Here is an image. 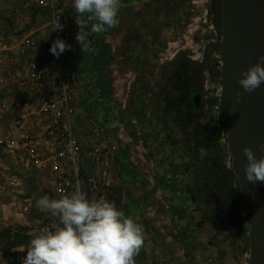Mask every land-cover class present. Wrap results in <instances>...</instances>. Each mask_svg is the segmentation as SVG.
Returning a JSON list of instances; mask_svg holds the SVG:
<instances>
[{"label":"rangeland","instance_id":"374dc122","mask_svg":"<svg viewBox=\"0 0 264 264\" xmlns=\"http://www.w3.org/2000/svg\"><path fill=\"white\" fill-rule=\"evenodd\" d=\"M210 1L136 0L135 5L120 9L117 27L99 35L104 38L100 53L95 41L99 36L92 37L93 52H81L75 39L78 21L67 15L74 35L65 42L72 47L58 59L84 75L79 88L83 129L91 118L101 115L105 133L118 147L109 185L92 191L87 185L85 194L90 200L114 202L133 218L140 214L161 220L141 223L143 247L151 245L152 251L142 247L135 264H249V220L214 123L203 121L202 128H193L197 135L182 143L181 134L168 130L162 114L171 78L184 74L182 66H198L202 87V71L219 70L220 19L211 16ZM38 22L14 15L0 17V33L20 32ZM52 43L51 33L44 31L38 55L52 60ZM185 175L193 181L189 183ZM33 190L37 199L46 195L45 190ZM2 193V197L9 196ZM37 211L40 216H30V234L14 222L16 232L0 239V245L19 241L26 247L33 238L32 229L49 222L48 213ZM206 211L213 217L203 215ZM1 229L0 235L5 232ZM160 243L162 251L157 248Z\"/></svg>","mask_w":264,"mask_h":264},{"label":"built area","instance_id":"2783aa9c","mask_svg":"<svg viewBox=\"0 0 264 264\" xmlns=\"http://www.w3.org/2000/svg\"><path fill=\"white\" fill-rule=\"evenodd\" d=\"M6 1L44 11L53 41L58 37L64 41L72 39L74 26L61 0H0V12L5 10ZM197 2L191 0L192 4ZM57 20L63 25V31L52 30ZM9 43H16L21 56L36 46L31 34L18 40L14 38ZM23 69L17 68L15 75L23 78L20 76ZM202 74V118L214 123L220 141L227 149L222 86L213 79L210 69L203 70ZM24 78L30 87L26 91L33 100V109L5 113L4 121H8L10 132L0 134L2 191L6 192L8 188L20 193L23 171L36 170L49 174L52 198L58 199L64 194H72L78 187L81 189V176L86 167L91 170L86 176L91 191L108 186L118 147L116 140L105 133L101 115L91 118L84 129L79 127V122L85 119L80 114L83 99L79 94L80 77L75 68L60 59L50 64L29 63ZM15 201H11L13 206ZM28 209L26 204L18 210L25 213ZM45 226L51 228L48 224ZM24 256L10 257L7 264H19Z\"/></svg>","mask_w":264,"mask_h":264},{"label":"clouds","instance_id":"9594fccd","mask_svg":"<svg viewBox=\"0 0 264 264\" xmlns=\"http://www.w3.org/2000/svg\"><path fill=\"white\" fill-rule=\"evenodd\" d=\"M73 6L80 16L75 21L79 29L75 39L82 53L93 52L92 37L119 25L122 0H73ZM52 30L63 31V25L57 20ZM71 47L58 37L49 51L58 58ZM238 84L245 92L264 84V57L241 73ZM259 150L264 152V145ZM242 151L247 160L245 179L253 185L264 183V155L257 159L251 148ZM36 207L56 218L58 226L32 233L21 264H135L144 245L145 232L138 218L105 198L90 200L79 187L58 199L44 195L36 200Z\"/></svg>","mask_w":264,"mask_h":264},{"label":"water","instance_id":"95a60500","mask_svg":"<svg viewBox=\"0 0 264 264\" xmlns=\"http://www.w3.org/2000/svg\"><path fill=\"white\" fill-rule=\"evenodd\" d=\"M219 14V73L230 168L249 220V264H264V183L253 185L245 179L242 151L249 147L257 159L264 155L259 150L264 145V84L253 92L238 84L241 73L264 57V0H219ZM193 101L198 108L199 92L193 93Z\"/></svg>","mask_w":264,"mask_h":264},{"label":"crops","instance_id":"0c3cea01","mask_svg":"<svg viewBox=\"0 0 264 264\" xmlns=\"http://www.w3.org/2000/svg\"><path fill=\"white\" fill-rule=\"evenodd\" d=\"M61 1L66 14L70 16H74V21H79L80 16L76 13V10L73 6V0H61ZM121 12L122 11H119L118 17L121 14ZM12 15L17 17V19H19V17H23L26 20L33 18L34 20L39 22L33 25L31 24L29 26L27 25V27H25V29H22V31L20 32L14 31L15 33H9L7 35L0 33V134H7L8 132H10V130L8 129V124H9L8 121L6 122L4 121L5 113H7L8 111L17 112L19 110H27V108L33 109V104H32L33 100L32 98L30 99L29 93L26 91V89H30V87L27 86L28 82H26L24 78L27 73V64L29 63L50 64L53 63V59L56 60L59 58L54 56L52 60L49 58H48L49 60H47L44 57H40L41 55H38L37 52V48L40 45V39L42 38V33H44V31H49L51 33V27L49 26L47 19L48 17L44 11L33 7H26L18 3H9L6 1L5 10L3 12H0V17H7V16L11 17ZM39 23L41 24L40 26ZM29 34H31L32 37H34L36 41V46L30 48L29 50L27 49L25 55L21 56L18 54V46L16 45V43L11 44L9 42L14 38L18 40ZM95 41L97 43L96 51L100 53L101 44H103L104 38L99 36L95 38ZM107 58H109V56L103 57V59H107ZM17 68L19 69L24 68L20 73V76H23V78L15 75ZM76 71L78 72V69H76ZM81 73L78 72L80 77L79 79L80 86L83 83L82 77L84 76ZM10 86H12V88L14 86L15 89H10ZM16 95L19 96L22 95V96L17 98ZM12 102L14 103V105L12 104ZM83 118L85 119V117ZM83 123H85V121L79 122V127L82 129H83ZM112 166L113 164L111 165L110 168V177H111ZM90 172L91 170L89 167H86L85 170H83V174L81 176L82 179L81 190L83 192H85V187H87L86 176ZM31 181H34V183H32ZM33 188H37V190H42V192L45 190L46 192L51 194V181L49 174L40 173L36 170H29V171L24 170L22 185L20 187V193H16V191H12L11 189L7 188L6 194L9 195L8 197H2V194L4 193H2V189L0 187V196L2 198H5V199L0 198V229L1 228L3 230L5 229L6 232H8L7 230H9L8 233L12 235L13 233L16 232L15 230H13V228L16 225H12V224L16 222L18 224H21L23 228L28 229L27 234H30L32 232L30 216L38 217L41 215V213H37L38 208L36 207V200H38L37 199L38 196L36 192L33 190ZM13 199L16 200L15 206L12 205L13 203L11 204V201ZM26 204L29 207L27 212L24 213L21 212V210H18L20 206H24ZM45 216H47L49 222L44 223L40 228L44 227L47 224L52 229L58 226V221L56 218L52 217L49 213L46 214ZM134 218H138L139 223L142 224L145 223L146 225L152 222H159V221L161 222V220L154 218L152 215L142 216L140 214H137L135 215ZM159 226L162 231H165L166 229L165 226L162 225ZM32 230L34 232H37L39 229H32ZM6 237H7L6 234L2 233L0 235V239H5ZM162 237L163 236L160 235V238ZM166 237L167 236L164 237V240L166 239ZM4 244H5L4 246L0 245V264H7V261L10 257H14L17 255H26V250L23 251L25 249V246L19 241H16L15 245H9V242L7 241H5ZM162 246L163 243H160V245L157 244V248H160L161 251L163 250ZM142 249L144 250L148 249L149 251H152V246L146 245Z\"/></svg>","mask_w":264,"mask_h":264},{"label":"flooded vegetation","instance_id":"af4514ba","mask_svg":"<svg viewBox=\"0 0 264 264\" xmlns=\"http://www.w3.org/2000/svg\"><path fill=\"white\" fill-rule=\"evenodd\" d=\"M136 3V0H122V7H129ZM209 8L211 16L214 17L215 15L217 19H220L219 0H211ZM193 64L194 63H189L187 66H182L184 74L176 75L171 78V85L167 88V95L165 96L166 103L163 110L164 112H162V114H165L163 118L165 119V125L168 126V130H178V134H181L180 142L182 143L188 142L189 136L197 135L198 132H194L193 128H202V122H208L207 119L203 120V115H201L203 101L201 95L202 86L200 70L197 65L196 69ZM180 67L181 66L179 65V68ZM211 75L215 80L220 79L219 70L215 67L211 69ZM195 92H199L201 95V101L198 108L195 107L193 101V93ZM175 123H177L176 126ZM195 156L197 157L198 155ZM185 178H187L189 183L193 181L190 175H185ZM213 187H215L214 184ZM196 201L197 204L200 203L198 197L196 198ZM205 214H209L213 217V213H210L209 211H206L203 215Z\"/></svg>","mask_w":264,"mask_h":264},{"label":"trees","instance_id":"16d2710c","mask_svg":"<svg viewBox=\"0 0 264 264\" xmlns=\"http://www.w3.org/2000/svg\"><path fill=\"white\" fill-rule=\"evenodd\" d=\"M216 82H220V80H216ZM106 91H110V89H107ZM222 110L224 111L223 109V106H222ZM44 194L48 195L50 198H52L51 194H49L48 192H45ZM43 196V195H42ZM9 232V230H7ZM8 232H4V234H6V236H9L10 234Z\"/></svg>","mask_w":264,"mask_h":264}]
</instances>
